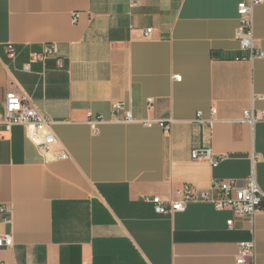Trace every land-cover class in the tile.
Returning a JSON list of instances; mask_svg holds the SVG:
<instances>
[{
    "label": "crops",
    "instance_id": "obj_1",
    "mask_svg": "<svg viewBox=\"0 0 264 264\" xmlns=\"http://www.w3.org/2000/svg\"><path fill=\"white\" fill-rule=\"evenodd\" d=\"M241 1L0 0V121L16 91L54 120V151L70 154L49 159L24 126L0 124V204L12 217L0 215V234L14 240L0 247L2 261L237 264L240 243L255 241L254 263L264 264V209L251 219L195 201L159 214L145 199L251 175L264 193V3L245 50ZM48 43H57L63 67L32 61ZM115 101L139 118L172 119L171 129L105 121L94 133L88 113L110 119ZM250 107L260 117L253 126L241 121ZM199 112L211 127L196 121ZM197 146L212 147L220 163L194 160Z\"/></svg>",
    "mask_w": 264,
    "mask_h": 264
},
{
    "label": "built area",
    "instance_id": "obj_2",
    "mask_svg": "<svg viewBox=\"0 0 264 264\" xmlns=\"http://www.w3.org/2000/svg\"><path fill=\"white\" fill-rule=\"evenodd\" d=\"M264 3V0H242L239 3V19L240 25L237 36L241 41L242 48L252 49L254 45V9L257 5ZM131 7H137L140 0H129ZM76 20V18H75ZM153 28L145 31V36L150 37ZM6 52L11 60H16L18 51L16 45L9 43L6 46ZM258 56L263 57L264 52L259 51ZM55 58L58 67H63V59L59 57V47L57 43H48L43 49L37 51L32 56V61L46 63L49 59ZM31 63H27L24 68L31 70ZM177 79L181 76L176 75ZM154 99L148 98L147 103L151 108L154 105ZM217 114V109H213L212 115ZM256 110L253 107L245 109L242 122L254 125L259 119ZM105 121L118 123H141L145 126L159 125L165 129H171L172 119L164 118H139L134 114L133 109L126 101H115L112 105V116L107 119L103 114L88 113V123L94 133L100 131L99 125ZM196 121L207 123L209 127L213 125L214 119H204L202 112H199ZM4 130L11 131L16 125L24 126L27 130L29 139L43 152L49 159H67L69 152L62 147L59 151H54L53 147L57 142V138L53 129L54 120L51 119L44 111H42L35 103L27 99L24 95L9 91L3 103V116L0 121ZM0 130V139L2 138ZM192 157L197 161H207L213 166L220 163L221 157L216 155L212 147L197 146L192 150ZM213 192L218 195L214 196ZM146 201L151 202L155 206V210L159 214H172L175 212L185 211L188 204L195 201H208L215 204L219 209H232L237 216H247L251 219L254 214L264 209V193L260 190L255 176L251 175L244 183L238 179H213L210 189L198 191L197 189L186 186L177 191V198L164 200L161 196L145 197ZM6 214L5 223H11V210L6 204H0V215ZM229 226H233L234 219L228 220ZM14 243L11 234H0V247H11ZM255 241H245L240 243L239 253L237 256V264H255ZM0 264H8L0 259Z\"/></svg>",
    "mask_w": 264,
    "mask_h": 264
}]
</instances>
